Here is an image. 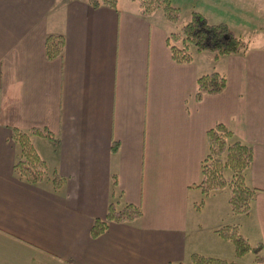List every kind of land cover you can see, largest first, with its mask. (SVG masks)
I'll use <instances>...</instances> for the list:
<instances>
[{"label":"crops","instance_id":"crops-1","mask_svg":"<svg viewBox=\"0 0 264 264\" xmlns=\"http://www.w3.org/2000/svg\"><path fill=\"white\" fill-rule=\"evenodd\" d=\"M239 1L202 0L192 12L235 36L236 28L251 32L245 53L199 52L201 59L178 65L168 42L176 27L158 10L142 17L134 1L112 9L87 0H0V264L210 257L189 242V213L206 133L219 124L252 148L245 183L253 201L232 224L264 259V27L252 18L264 0ZM48 37L62 38L60 57H47ZM210 73L225 77V89L196 101V79ZM13 130L39 132L31 142L47 171L38 183L17 175ZM110 203L141 216L92 238Z\"/></svg>","mask_w":264,"mask_h":264},{"label":"trees","instance_id":"trees-1","mask_svg":"<svg viewBox=\"0 0 264 264\" xmlns=\"http://www.w3.org/2000/svg\"><path fill=\"white\" fill-rule=\"evenodd\" d=\"M93 8L107 6L116 9L118 0H87ZM138 4L142 17H149L157 10H164L167 21L174 23L177 18L175 9L171 8L167 0H130ZM163 2L165 4H163ZM174 10V11H172ZM172 12V13H169ZM170 39L178 44H171ZM169 49L174 63L178 65L190 64L192 61L190 51L206 52L214 58L218 56L243 55L247 49V43L233 34L225 24H210L200 14L191 13V20L175 33L168 37ZM63 41L61 37H48L46 41V55L49 59L62 55ZM226 80L223 75L210 73L196 79L194 98L200 101L204 96H216L225 89ZM38 131L24 133L18 130L12 131V139L19 145L20 156L15 164V170L19 178L29 184L40 182L46 175L47 166L44 160L36 152L31 136ZM207 152L201 164V180L197 186L206 193L227 190L229 192V204L231 212L235 215H245L249 212L255 191L245 183V173L252 160V148L235 139L231 130L223 125H216L206 133ZM115 182V181H114ZM139 208L130 204L118 206L110 203L105 219L96 220L91 228V237L96 238L105 232L110 223H130L140 218ZM236 230L234 225L225 226ZM237 247L238 254L246 252L254 254V262L262 259L260 248L247 250L244 238L232 233L226 234ZM225 237V236H224ZM226 238V237H225ZM230 239V240H231ZM190 264H237L219 258L200 256L193 254Z\"/></svg>","mask_w":264,"mask_h":264},{"label":"rangeland","instance_id":"rangeland-1","mask_svg":"<svg viewBox=\"0 0 264 264\" xmlns=\"http://www.w3.org/2000/svg\"><path fill=\"white\" fill-rule=\"evenodd\" d=\"M239 2L252 3V1L249 0H240ZM167 3L171 8L175 9V11H172L177 13L178 17L174 18L175 21L173 25L177 30H179L191 20L192 10L195 11V9L201 7L202 0H167ZM163 4L165 3L163 2ZM158 12L162 14L163 17H165L164 10L160 9ZM246 16H249V14ZM252 18L257 20L256 26L258 25L264 27L263 6L258 7L255 16ZM234 32L244 41H247L248 36L251 34V32L245 31L241 28H236ZM170 41L171 44H178L177 41L174 42L172 39H170ZM190 53L192 60L201 59L199 52L195 51L194 49H192ZM201 53L212 56L206 52ZM229 197V192L226 189L210 193H206L199 189L197 198L194 199V203L192 204V208L189 213V242H194L197 249L199 250V253L209 252L207 254H212L210 255L212 258H219L218 256L225 255V259L228 262L237 264H264L263 258L259 263L254 262L255 256L253 251L239 255L234 241L227 237L226 234L233 233L235 237L239 235L241 238H244L242 237L238 225H234L236 230L225 227L232 226L234 220L236 219L237 221L238 219V216L231 212ZM245 242L247 245V250H252L253 248L255 249V247L246 241V239ZM205 257H209V255Z\"/></svg>","mask_w":264,"mask_h":264}]
</instances>
